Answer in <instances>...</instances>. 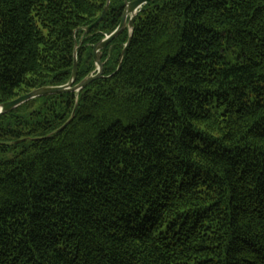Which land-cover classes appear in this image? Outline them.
<instances>
[{
	"label": "trees",
	"instance_id": "16d2710c",
	"mask_svg": "<svg viewBox=\"0 0 264 264\" xmlns=\"http://www.w3.org/2000/svg\"><path fill=\"white\" fill-rule=\"evenodd\" d=\"M0 0V105L94 74L126 1ZM79 93L0 117V264H264V0H156Z\"/></svg>",
	"mask_w": 264,
	"mask_h": 264
},
{
	"label": "water",
	"instance_id": "95a60500",
	"mask_svg": "<svg viewBox=\"0 0 264 264\" xmlns=\"http://www.w3.org/2000/svg\"><path fill=\"white\" fill-rule=\"evenodd\" d=\"M152 1H156V0H133V1L125 2V9H124L123 16H122L119 26L115 29V31H113L110 35H107L103 40H101L99 43H97L94 46L93 56H94L95 63L97 65V69L94 74L86 77L80 83L75 84L76 79H77V73H78V49L80 46V44L77 43L76 48H75V63H74L73 75H72L71 80L67 84L60 85V86H45L42 88H38V89L31 91L28 94L20 96L19 98L11 102L2 104L0 105V117L5 114L11 113L12 111L16 110L21 105L33 99H36L38 97L70 93V92L79 93L87 85H89L92 81L101 78L103 76L104 67L106 64V61H103L102 50L107 45H109L114 39L120 36L128 28L130 32V36H129L128 42L125 44V49L122 52V55H121V60H122L126 49L131 43L133 31H134V23H135L137 15L139 14V12L141 11L144 5ZM110 4H111V0L108 1V4L104 12L99 17V19H97L93 24H91L90 26L86 28V32H90L103 21V19L105 18V16L107 15L109 11Z\"/></svg>",
	"mask_w": 264,
	"mask_h": 264
}]
</instances>
